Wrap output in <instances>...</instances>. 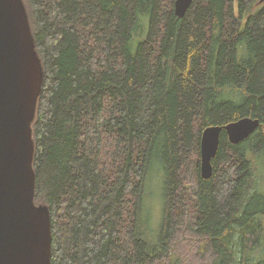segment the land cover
<instances>
[{
    "label": "trees",
    "instance_id": "16d2710c",
    "mask_svg": "<svg viewBox=\"0 0 264 264\" xmlns=\"http://www.w3.org/2000/svg\"><path fill=\"white\" fill-rule=\"evenodd\" d=\"M22 1L50 264H181L184 231L203 264H264V183L247 192L255 160L264 173V0H193L181 17L174 0ZM246 116L259 126L237 144L222 129L202 178L204 128Z\"/></svg>",
    "mask_w": 264,
    "mask_h": 264
},
{
    "label": "water",
    "instance_id": "95a60500",
    "mask_svg": "<svg viewBox=\"0 0 264 264\" xmlns=\"http://www.w3.org/2000/svg\"><path fill=\"white\" fill-rule=\"evenodd\" d=\"M193 0H174L184 16ZM22 0H0V264H50L51 232L47 206L34 202V143L31 122L43 70ZM260 122L241 117L223 127L204 128L200 174L211 177L212 160L225 130L230 143L244 141Z\"/></svg>",
    "mask_w": 264,
    "mask_h": 264
},
{
    "label": "rangeland",
    "instance_id": "374dc122",
    "mask_svg": "<svg viewBox=\"0 0 264 264\" xmlns=\"http://www.w3.org/2000/svg\"><path fill=\"white\" fill-rule=\"evenodd\" d=\"M260 169V165L258 160L254 161V169L253 171V177L249 183V185L251 186L248 189V193L252 192L255 188L258 187V185H260V183H264V173L262 171L259 170ZM153 175V174H152ZM159 183V176L157 175V173H154V175L152 176L151 179V185L154 187H157ZM260 193L259 194H264V184L261 185L260 187ZM149 202L152 204L151 208L153 206V214L154 218H157L159 216V207H158V203L157 201H155V198L149 200ZM258 206H260L259 203ZM149 208V210L151 209ZM161 225V219L158 222V226ZM157 226V227H158ZM160 228V227H158ZM190 234L189 232H183V233H179L177 237L178 243L180 244L178 246L177 249V253L178 255V259H180L181 264H203L204 260L208 259L209 257V252H207L208 250H206L204 247H200L197 250V254L195 255L193 251L192 246L189 244V242H187V238H189ZM257 252V250H253V252L251 253L250 256H254L253 254H255ZM243 258H246V255H243ZM201 259V260H200Z\"/></svg>",
    "mask_w": 264,
    "mask_h": 264
}]
</instances>
